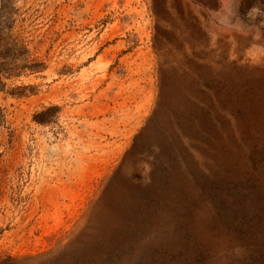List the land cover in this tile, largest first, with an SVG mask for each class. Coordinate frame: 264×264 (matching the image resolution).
<instances>
[{
  "label": "rangeland",
  "instance_id": "obj_1",
  "mask_svg": "<svg viewBox=\"0 0 264 264\" xmlns=\"http://www.w3.org/2000/svg\"><path fill=\"white\" fill-rule=\"evenodd\" d=\"M2 1L0 264H264V0Z\"/></svg>",
  "mask_w": 264,
  "mask_h": 264
},
{
  "label": "bare ground",
  "instance_id": "obj_2",
  "mask_svg": "<svg viewBox=\"0 0 264 264\" xmlns=\"http://www.w3.org/2000/svg\"><path fill=\"white\" fill-rule=\"evenodd\" d=\"M188 105H189V104H188ZM206 162H207V161H206ZM203 164H204V163H203ZM203 167H204V166H203ZM195 168H196V167H195ZM194 170H195V169H194ZM188 180H189V178H188ZM195 191H196V190H195ZM192 192H193V191H192ZM194 193H195V192H194ZM199 195H200V194H199ZM189 196H190V195H189ZM191 196H192V195H191ZM196 196H197V195H196ZM192 197H193V196H192ZM194 197H195V196H194ZM190 198H191V197H190ZM194 199H195V198H194ZM199 199H200V198H199ZM199 199H198V200H199ZM188 201H189V200H188ZM195 201H196V199H195ZM192 202H193V201H192ZM192 202H191V203H192Z\"/></svg>",
  "mask_w": 264,
  "mask_h": 264
},
{
  "label": "trees",
  "instance_id": "obj_3",
  "mask_svg": "<svg viewBox=\"0 0 264 264\" xmlns=\"http://www.w3.org/2000/svg\"><path fill=\"white\" fill-rule=\"evenodd\" d=\"M1 8H3V1H2V7H0V9H1ZM1 12H2V11H1ZM1 12H0V13H1ZM0 112H1V110H0ZM0 117H1V115H0Z\"/></svg>",
  "mask_w": 264,
  "mask_h": 264
}]
</instances>
